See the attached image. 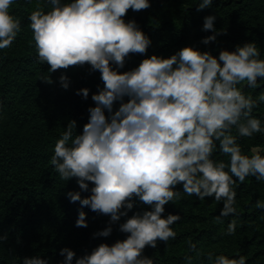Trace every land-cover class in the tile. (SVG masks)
<instances>
[{"label": "clouds", "instance_id": "obj_1", "mask_svg": "<svg viewBox=\"0 0 264 264\" xmlns=\"http://www.w3.org/2000/svg\"><path fill=\"white\" fill-rule=\"evenodd\" d=\"M199 0L197 10L212 5ZM48 10L40 5L30 12L37 59L49 65L48 73L70 65L88 63L99 70L104 84L92 93L94 106L82 132L69 120L54 144L50 163L63 181L75 177L80 190H69L70 202L79 201L91 210L109 215L107 226L94 232L108 236L113 224L127 216L134 197L150 209L137 211L119 224L126 238L109 244L102 242L84 255L76 256L70 247L59 249L64 259L59 264H156L143 255L146 245L168 241L177 232L172 225L179 213H168L164 205L181 199L183 193L197 194L200 200L214 196L223 201L222 217L237 212L236 183L255 176L264 181V148L257 145L251 154L242 151L240 137L264 135V121L253 109L264 102V90L255 98L244 88L256 89L264 80V56L255 41L223 48L219 55L186 45L164 57L153 53L126 71H119L130 53H145L152 41L134 19L125 20L129 8L139 11L150 0H47ZM13 0H0V49L9 47L21 31L20 19L10 6ZM216 16L204 17L202 28L212 29L202 42L216 40ZM40 78L51 82L49 75ZM259 78V79H258ZM61 86L69 87L70 78L59 76ZM89 88L77 89L86 99ZM128 97L127 100L124 98ZM120 101L114 109V102ZM107 110V114H106ZM227 159L216 158L213 153ZM182 183L183 191L175 186ZM255 206L264 209V199ZM87 226L81 208L75 221ZM237 221L228 222L224 231L233 234ZM7 239V234L0 240ZM188 247L202 253L189 240ZM208 264H247L245 255L207 253ZM193 264V255L184 256ZM22 264H50L39 254L24 256Z\"/></svg>", "mask_w": 264, "mask_h": 264}, {"label": "trees", "instance_id": "obj_2", "mask_svg": "<svg viewBox=\"0 0 264 264\" xmlns=\"http://www.w3.org/2000/svg\"><path fill=\"white\" fill-rule=\"evenodd\" d=\"M199 0H150L148 8L134 11L129 8L124 16L134 19L150 36L151 45L145 53H130L119 71L137 66L145 56L153 53L170 56L181 47L193 45L198 39L202 50L219 55L223 48L232 50L236 44L255 41L264 56V0H213L212 5L197 10ZM37 5L48 10L47 0H13L11 13L20 19L21 31L5 49H0V264H22L24 256L39 254L48 258L50 264L64 259L59 249L72 248L76 256L91 252L102 242L109 244L124 239L128 233L119 224L135 212L150 209L134 197V205L127 216L113 224L108 236L92 234L107 226L109 215L91 210L79 201L70 202L66 193L80 190L75 177L60 179L50 163L54 144L69 120H76L77 132L89 118L88 107L94 106L92 93L103 87L99 70H91L88 63L58 68L48 73L49 65L37 59L32 39L29 14ZM214 14L217 38L204 44L202 38L212 34V29L202 28L204 17ZM195 47V46H194ZM67 74L69 87L61 86L59 76ZM41 75L51 77V82ZM259 79V78H258ZM89 88L85 99L77 89ZM254 98L264 90V80L256 89L244 88ZM125 100L128 97L124 98ZM120 101L114 102V109ZM107 114V110H106ZM253 115L264 121V102L253 109ZM242 151L251 154V148H264V135L240 137ZM216 158L227 159L217 151ZM236 183V213L215 219L220 214L223 201L214 196L200 200L197 194L183 193L181 199L164 205L168 213H179L180 219L172 227L177 232L168 241L157 240L155 247L146 245L143 255L154 258L156 264H185L184 256L193 255V264H208L209 251L227 255H245L247 264H264V209L255 206L257 199H264V181L255 176ZM81 191V196L89 195ZM183 191L182 183L175 186ZM86 212L87 226H77L79 210ZM237 221L236 231L227 234V224ZM189 240L196 243L201 255L188 247ZM75 257L73 258V264Z\"/></svg>", "mask_w": 264, "mask_h": 264}, {"label": "rangeland", "instance_id": "obj_3", "mask_svg": "<svg viewBox=\"0 0 264 264\" xmlns=\"http://www.w3.org/2000/svg\"><path fill=\"white\" fill-rule=\"evenodd\" d=\"M192 43H193V45H194L195 47H197V48H199V49L202 50L203 45L199 42L198 39H194V40L192 41ZM246 139H248V137H246Z\"/></svg>", "mask_w": 264, "mask_h": 264}]
</instances>
